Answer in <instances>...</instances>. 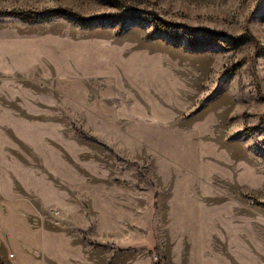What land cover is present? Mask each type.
<instances>
[{"label":"rangeland","instance_id":"374dc122","mask_svg":"<svg viewBox=\"0 0 264 264\" xmlns=\"http://www.w3.org/2000/svg\"><path fill=\"white\" fill-rule=\"evenodd\" d=\"M0 169L47 264H264V0H0Z\"/></svg>","mask_w":264,"mask_h":264},{"label":"crops","instance_id":"0c3cea01","mask_svg":"<svg viewBox=\"0 0 264 264\" xmlns=\"http://www.w3.org/2000/svg\"><path fill=\"white\" fill-rule=\"evenodd\" d=\"M45 252L46 230L38 223L33 204L6 195L0 180L1 264H47Z\"/></svg>","mask_w":264,"mask_h":264},{"label":"trees","instance_id":"16d2710c","mask_svg":"<svg viewBox=\"0 0 264 264\" xmlns=\"http://www.w3.org/2000/svg\"><path fill=\"white\" fill-rule=\"evenodd\" d=\"M8 14H19V15H23V13L22 12H16V11H10V12H7ZM166 23L165 22H161L160 24H158L157 26H159L158 28H161V30H164L165 29V27H166ZM0 264H1V261H0Z\"/></svg>","mask_w":264,"mask_h":264}]
</instances>
